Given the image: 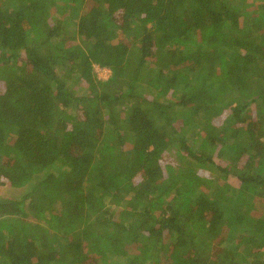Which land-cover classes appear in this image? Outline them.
Wrapping results in <instances>:
<instances>
[{
  "label": "trees",
  "instance_id": "16d2710c",
  "mask_svg": "<svg viewBox=\"0 0 264 264\" xmlns=\"http://www.w3.org/2000/svg\"><path fill=\"white\" fill-rule=\"evenodd\" d=\"M0 187V264H264V0H0Z\"/></svg>",
  "mask_w": 264,
  "mask_h": 264
},
{
  "label": "rangeland",
  "instance_id": "374dc122",
  "mask_svg": "<svg viewBox=\"0 0 264 264\" xmlns=\"http://www.w3.org/2000/svg\"><path fill=\"white\" fill-rule=\"evenodd\" d=\"M95 72L97 73V76L100 79H106L109 76V71L107 69H100L98 67H95ZM177 125L180 127L181 121L178 122ZM176 149L177 148H174L170 152V154L165 156V160H164L166 163V167L167 166L171 167L173 172H176L178 168H180V170L185 168V166L182 165L184 163L183 157L180 155V153L177 152ZM241 164H243L242 160H241ZM203 174H204V177H207V178H211L212 176H214L209 172L208 169H206L205 173ZM231 181L233 180L231 179ZM22 194H23V189L16 190V189H11L9 187H0V198H11V199L18 200Z\"/></svg>",
  "mask_w": 264,
  "mask_h": 264
}]
</instances>
